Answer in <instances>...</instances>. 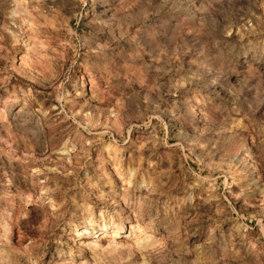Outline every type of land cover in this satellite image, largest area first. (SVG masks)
Listing matches in <instances>:
<instances>
[{"label":"rangeland","instance_id":"374dc122","mask_svg":"<svg viewBox=\"0 0 264 264\" xmlns=\"http://www.w3.org/2000/svg\"><path fill=\"white\" fill-rule=\"evenodd\" d=\"M0 264H264V0H0Z\"/></svg>","mask_w":264,"mask_h":264},{"label":"bare ground","instance_id":"6f19581e","mask_svg":"<svg viewBox=\"0 0 264 264\" xmlns=\"http://www.w3.org/2000/svg\"><path fill=\"white\" fill-rule=\"evenodd\" d=\"M120 232V230H119V228H117L115 231H114V233L115 234H117V233H119ZM110 245V244H109ZM123 245V244H122Z\"/></svg>","mask_w":264,"mask_h":264}]
</instances>
